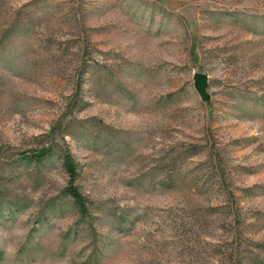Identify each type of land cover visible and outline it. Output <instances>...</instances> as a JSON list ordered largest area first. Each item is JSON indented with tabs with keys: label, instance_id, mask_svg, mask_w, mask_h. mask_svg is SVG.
I'll return each mask as SVG.
<instances>
[{
	"label": "rangeland",
	"instance_id": "1",
	"mask_svg": "<svg viewBox=\"0 0 264 264\" xmlns=\"http://www.w3.org/2000/svg\"><path fill=\"white\" fill-rule=\"evenodd\" d=\"M52 139L48 161L19 160ZM0 249L264 264V0H0Z\"/></svg>",
	"mask_w": 264,
	"mask_h": 264
},
{
	"label": "trees",
	"instance_id": "2",
	"mask_svg": "<svg viewBox=\"0 0 264 264\" xmlns=\"http://www.w3.org/2000/svg\"><path fill=\"white\" fill-rule=\"evenodd\" d=\"M57 142L54 140H47L41 144L40 148L33 149L26 154H22L19 160L26 162H37L42 163L48 161L53 155ZM61 164L68 175V184L63 188L62 192L64 195L69 196L74 202L75 206H77L81 215L87 213L86 199L83 194L80 192L78 187L75 185V179L78 175V164L72 154L70 153L68 148H64L61 150ZM3 258V252L0 249V261Z\"/></svg>",
	"mask_w": 264,
	"mask_h": 264
},
{
	"label": "water",
	"instance_id": "3",
	"mask_svg": "<svg viewBox=\"0 0 264 264\" xmlns=\"http://www.w3.org/2000/svg\"><path fill=\"white\" fill-rule=\"evenodd\" d=\"M195 89L197 90L199 96L202 100H207L209 98V93L207 92L208 80L207 76L203 73L195 74Z\"/></svg>",
	"mask_w": 264,
	"mask_h": 264
}]
</instances>
